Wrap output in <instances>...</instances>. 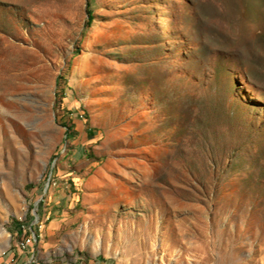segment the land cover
I'll return each mask as SVG.
<instances>
[{
	"label": "rangeland",
	"instance_id": "obj_1",
	"mask_svg": "<svg viewBox=\"0 0 264 264\" xmlns=\"http://www.w3.org/2000/svg\"><path fill=\"white\" fill-rule=\"evenodd\" d=\"M0 264H264V0H0Z\"/></svg>",
	"mask_w": 264,
	"mask_h": 264
},
{
	"label": "trees",
	"instance_id": "obj_2",
	"mask_svg": "<svg viewBox=\"0 0 264 264\" xmlns=\"http://www.w3.org/2000/svg\"><path fill=\"white\" fill-rule=\"evenodd\" d=\"M91 19H92V17H91ZM91 19H90V21H91ZM67 137H68V138L71 137V133H70L69 131L67 132Z\"/></svg>",
	"mask_w": 264,
	"mask_h": 264
},
{
	"label": "built area",
	"instance_id": "obj_3",
	"mask_svg": "<svg viewBox=\"0 0 264 264\" xmlns=\"http://www.w3.org/2000/svg\"><path fill=\"white\" fill-rule=\"evenodd\" d=\"M22 245L25 247L26 244L22 242Z\"/></svg>",
	"mask_w": 264,
	"mask_h": 264
}]
</instances>
